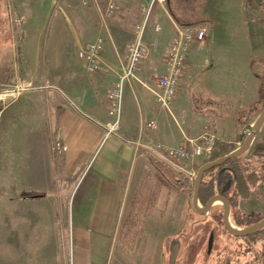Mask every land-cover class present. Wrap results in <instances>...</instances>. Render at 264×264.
<instances>
[{"label":"crops","instance_id":"obj_1","mask_svg":"<svg viewBox=\"0 0 264 264\" xmlns=\"http://www.w3.org/2000/svg\"><path fill=\"white\" fill-rule=\"evenodd\" d=\"M169 2L167 0L166 6L153 8L156 12L154 20L165 15L169 26L164 30L155 22L152 38L148 34L144 36L147 57L139 66L137 80L130 79L125 85L121 122L116 133H108L109 125L113 122L108 114V94L124 70L126 56L125 45L120 36L122 25L119 22L113 23L118 18L117 14L110 19L104 18L102 14L100 27L94 29V34L83 39L76 37L73 40V50L64 48L61 41L58 50L46 57V60H41V54H32L30 58L38 67L42 61L44 74L34 76L23 71L18 82L10 83L4 107L17 105V108L6 122L5 145L15 148L19 144L22 157L18 164L10 162L7 155L6 181L18 192L15 200L20 202L22 209H29L26 213L22 212L24 218L36 219L38 215L33 210H43L46 214L53 215L61 212L66 216L76 213L82 223L88 220L91 226L102 233L112 228L113 233L118 235L142 188L143 180L150 171L152 156L148 153L149 149L160 145L167 148L186 146L192 150L189 141L198 140L206 132L215 133L218 139L228 144H240L238 138L244 126L238 129V119L242 108L251 106L258 100V80V84L252 83L250 86L251 92L248 95L255 99L252 103L242 104L237 99L240 107L235 111L234 133L229 140L218 137L216 122L212 126L204 125L196 136L186 132L182 126L187 117L181 94L178 93L170 110L157 104L152 90L157 89V76L166 72L164 56L173 38L174 28L178 25L170 13L174 8ZM255 3L257 15L253 20L250 17L251 22L245 20L246 11L251 9L246 6V0H241L235 18L242 38L250 47L255 45L257 39L264 44V0H256ZM196 21H203V25L208 27V36L201 43L205 45L213 25L207 20ZM135 33L131 37L132 41ZM98 37L105 39L101 69L89 73L79 52ZM198 44L191 47L186 66L190 72L186 70L184 73L180 86L182 90L193 70L211 66L208 60L202 61V57L194 53ZM254 56L249 53L244 59L248 70L251 69L252 60L258 59V56ZM25 57L28 55L23 57L21 54V62H25ZM234 93L233 84L222 82L218 91L212 92L210 98L204 101L205 106L212 109L220 106L228 108ZM151 121L156 122L155 129L147 127V123ZM57 142L66 146L64 153L58 154L55 150ZM198 162L199 160L190 163L189 170L196 171ZM176 175L183 178L177 172ZM164 189L168 188L160 190L154 212L147 217L145 226L154 213L160 212L158 201ZM172 191L168 189L169 194ZM174 191L180 196V217L185 211L187 220L192 211V198L183 188H175ZM72 198L76 206L70 207ZM163 211L161 209L162 213Z\"/></svg>","mask_w":264,"mask_h":264},{"label":"rangeland","instance_id":"obj_2","mask_svg":"<svg viewBox=\"0 0 264 264\" xmlns=\"http://www.w3.org/2000/svg\"><path fill=\"white\" fill-rule=\"evenodd\" d=\"M149 2L150 0L119 2L118 18L114 19L113 23L119 22L122 25L120 36L125 45V53L137 25L144 19L142 8ZM240 3L241 0H179L178 2L170 0L169 2L174 8L170 13L175 19L207 20L213 25L208 42L205 45L199 43L194 49V53L201 56L202 61L208 60L211 66L207 69L193 70L183 90L181 87L179 91L187 117L182 126L190 135L196 136L204 125L212 126L216 122L218 137L231 139L234 133V114L240 107L237 99L242 104H249L255 100L248 94L251 92L252 83L258 84L254 73H262L264 64L257 63L248 70L244 59L249 53H253L254 57L258 56V59L264 60V44L262 45L261 40L257 39L255 45L250 47L242 38L235 19ZM106 5V0H90L88 6L84 5L82 0H0V264H169L170 251L169 247L167 248L169 238L178 235L176 232L179 233L183 225L187 226L182 230L185 229L189 234L193 222L200 218L193 208L187 220L184 216L185 211L180 217V196L174 189L170 194L168 189H164L158 201L160 212L154 213L152 219L144 226L145 235L139 248L128 254L119 245L118 235L116 232L113 233L112 228L102 233L98 228L91 226L88 220L82 223L76 213L66 216L61 212L53 215L46 214L43 210H33L38 215L36 219L24 218L22 212L26 213L29 209L26 207L22 209L20 202L15 200L18 192L6 181L7 155L10 162L18 164L21 163L22 157L19 144L15 148L5 145L6 122L12 111L17 108V105L4 107L5 94L10 90V83L18 82L23 71L34 76L38 73L44 74L42 61L38 67L30 58L32 54H41V60H46V57L58 50L61 41L64 48L73 50V40L76 37L83 39L87 35L94 34V29L102 24V14L106 18ZM255 5L256 3L250 5L251 9L245 13V20L248 23L257 15ZM158 6L162 5L157 4L154 7L157 9ZM154 10L149 15L144 35L148 34L150 38H152V29H155V22L164 30L169 26L165 15L154 20L156 17ZM253 30L252 27V32ZM21 54L23 57L25 54L28 55L25 57V62L28 64L21 62ZM222 82L233 84L235 87L230 106L228 108L220 106L217 109L205 106L206 100L210 98L212 92L218 91ZM234 98L236 100H233ZM259 115L260 113L257 114L256 119ZM161 123L162 121L159 125ZM246 127L251 130V125ZM257 137L263 138L264 132H260ZM243 160H248V156ZM249 162L258 166L264 165V160L258 161L253 158L244 164ZM261 170L262 168H256V174L251 175V178L262 177ZM18 174L20 176L19 170ZM73 206H76L74 198L70 203V207ZM161 209L164 210L163 213ZM180 236L173 238L172 241L177 243L178 250H180ZM218 244L221 248L225 245L227 248L223 251L215 249L216 252H212L210 258L207 257L204 249L197 250L188 264H227L230 260L232 243L228 236L223 234L219 235ZM240 264L244 263L240 262Z\"/></svg>","mask_w":264,"mask_h":264},{"label":"flooded vegetation","instance_id":"obj_3","mask_svg":"<svg viewBox=\"0 0 264 264\" xmlns=\"http://www.w3.org/2000/svg\"><path fill=\"white\" fill-rule=\"evenodd\" d=\"M260 132H264V125ZM259 143L264 144V137H256L252 148L241 158L229 160L205 173L200 189V201L203 205L214 196H223L228 199L230 203V220L233 226L238 229H248L264 222V165L258 166V164L255 165L252 162L244 164L250 158L258 161L264 160V149L256 148ZM246 156H248V160H243ZM205 163L207 162L200 159L197 165L202 166ZM256 168H262V177L253 179L251 175L256 174ZM180 175L183 176V181H179L180 188L188 191V195L192 198L193 181L190 177ZM190 183L192 185H189ZM208 193H210V197L206 199ZM223 211L221 206H215L208 215L198 214L200 218L193 222L189 234L185 232V229L182 230L187 226L184 225L181 227L182 231L176 232L178 235L174 234L176 236L169 238L167 248L169 247L170 250L173 238L181 235L177 264H188L189 260L196 255L197 250L204 249L208 258L216 250H225L226 245L221 248L218 244L219 235L223 234L228 236L230 243H232L230 260L227 264H240V262L244 264H264V225L247 236H234L224 227Z\"/></svg>","mask_w":264,"mask_h":264},{"label":"built area","instance_id":"obj_4","mask_svg":"<svg viewBox=\"0 0 264 264\" xmlns=\"http://www.w3.org/2000/svg\"><path fill=\"white\" fill-rule=\"evenodd\" d=\"M82 2L86 6L89 4L88 0H82ZM118 2L119 0H108L105 12L106 17L111 18L117 14ZM157 4L164 5L166 4V0H150L148 4L143 6L142 13L144 19L137 25L135 37L127 46L124 70L108 94V114L113 120L109 125V135L119 130L125 85L130 79L137 80L139 66L146 59L147 49L144 43V35L148 25L149 15ZM207 36V26L188 28L178 25L175 26L173 38L164 56L166 72L157 76V89L152 90L158 105L170 110L171 105L180 91L181 81L186 71L191 47L204 42ZM104 46V38L98 37L80 50L79 57L84 61L89 73H95L101 69ZM147 127L149 129H155L156 122L151 121L147 123ZM249 131L250 129L245 127L242 133L246 135ZM216 142L217 136L215 133L206 132L198 140L189 141L192 150H189L186 146L167 148L158 145L153 149H149L148 153L158 162H163L170 167L174 165L184 168L200 158L209 159ZM54 147L58 154H62L67 150L66 146L61 142H57ZM191 173L194 174V172Z\"/></svg>","mask_w":264,"mask_h":264},{"label":"trees","instance_id":"obj_5","mask_svg":"<svg viewBox=\"0 0 264 264\" xmlns=\"http://www.w3.org/2000/svg\"><path fill=\"white\" fill-rule=\"evenodd\" d=\"M256 0H246V6L254 5ZM176 23L182 27H197L204 24L203 21H184L176 19ZM257 63L264 64L263 59L254 58L252 60L253 68ZM259 82L258 100L251 106L242 108L238 119V129L242 126H248L256 120L257 114L264 111V71L254 73ZM244 136L240 135L238 142L243 140ZM237 148V144H228L220 139L214 145L210 160H215L231 153ZM207 162V161H204ZM150 171L143 180L142 188L132 203L128 216L124 219L118 233V243L126 253L135 252L142 243L144 237V226L148 216L154 212V208L162 188L180 189L179 181L182 178L176 175V172L163 162H158L150 158ZM200 165L196 166V171ZM39 197V196H38ZM210 197L207 194L206 199Z\"/></svg>","mask_w":264,"mask_h":264},{"label":"water","instance_id":"obj_6","mask_svg":"<svg viewBox=\"0 0 264 264\" xmlns=\"http://www.w3.org/2000/svg\"><path fill=\"white\" fill-rule=\"evenodd\" d=\"M263 125H264V111L260 114L258 119L253 124L250 132L247 134V136L242 140L241 144L234 151H232L231 153L225 155L224 157L216 161H211L203 164L202 166L199 167V169L197 170L194 176L191 173L184 170L182 167L172 165V167L180 174L190 177L193 180V194H192V202H191L193 210L199 215H208L215 206H221L224 210L223 211L224 227L230 234L234 236H239V237L247 236L252 232L256 231L258 228L262 227L264 225V222L248 229H238L234 227L230 220V203L228 199H226L223 196H214L210 198L205 205H203L202 202L200 201V189L203 183V178L205 173H207L209 170L215 167L223 165L229 160L239 159L249 152V150L252 148L253 144L256 141L257 134L262 130ZM256 148L264 149V144L259 143L256 145ZM177 247H178L177 243L172 242L169 250L170 251L169 264H176V259L179 253Z\"/></svg>","mask_w":264,"mask_h":264}]
</instances>
